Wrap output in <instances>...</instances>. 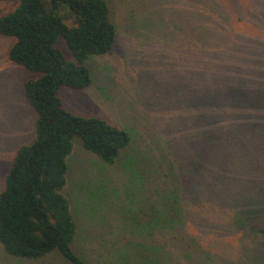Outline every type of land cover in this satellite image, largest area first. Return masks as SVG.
<instances>
[{"label":"rangeland","instance_id":"obj_1","mask_svg":"<svg viewBox=\"0 0 264 264\" xmlns=\"http://www.w3.org/2000/svg\"><path fill=\"white\" fill-rule=\"evenodd\" d=\"M109 1L113 48L90 60L89 87L59 95L68 110L102 117L132 139L114 165L74 140L63 192L79 223L76 250L88 264L116 261L138 242L130 217L140 202L151 210L175 188L186 196L180 237L211 251L196 258L195 250L184 264H264V235L233 225L237 201L264 197V0ZM15 4L0 0V15ZM12 41L0 35V192L17 149L35 137L24 84L36 74L9 59ZM58 45L71 58L63 38ZM97 219L100 235L91 231ZM102 237L112 243L104 255ZM61 263L12 257L0 244V264Z\"/></svg>","mask_w":264,"mask_h":264},{"label":"trees","instance_id":"obj_2","mask_svg":"<svg viewBox=\"0 0 264 264\" xmlns=\"http://www.w3.org/2000/svg\"><path fill=\"white\" fill-rule=\"evenodd\" d=\"M5 1L16 4L0 15V35L13 40L9 59L36 74L24 84L36 121L34 139L17 149L0 192V244L9 256L22 260L56 255L61 264H88L75 248L79 223L63 192L68 184L74 140L80 139L87 152L114 165L132 136L126 128L102 117L68 110L59 90L65 86L84 89L92 84L90 60L109 52L117 39L112 5L109 0ZM161 16L155 15V20L159 17L157 24L165 21H159ZM150 22L157 26L153 20ZM61 38L71 58L58 45ZM192 164L198 169L197 163ZM133 185L126 187L129 195ZM185 198L173 188L164 192L161 201L156 203L155 199L151 210L140 202L143 207L130 217L131 236L138 242L130 240L116 261L110 256L102 263L184 264L182 260L190 258L195 250L196 258L211 257L210 249L202 245L193 248L195 239L189 238L187 243L180 237L178 226L186 215ZM133 203L138 204L135 199ZM237 203L241 207L235 215V229L244 235H264V197L242 198ZM93 211L88 203V212ZM95 222L97 226L91 231L100 235L98 219ZM98 239L97 250L104 255L101 247L112 243L105 244L103 237Z\"/></svg>","mask_w":264,"mask_h":264}]
</instances>
